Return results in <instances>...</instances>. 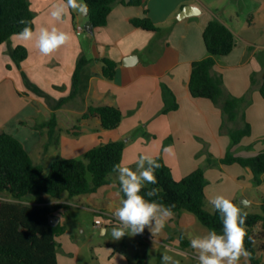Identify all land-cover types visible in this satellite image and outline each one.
<instances>
[{
    "label": "crops",
    "instance_id": "obj_1",
    "mask_svg": "<svg viewBox=\"0 0 264 264\" xmlns=\"http://www.w3.org/2000/svg\"><path fill=\"white\" fill-rule=\"evenodd\" d=\"M59 2L30 0L35 13L36 35L31 41L20 40L15 35L0 46V109H8L11 103L14 109L10 119H16L12 124L10 119L6 123L0 121V131L21 139L33 157L29 145L43 147L42 158L53 146L58 147V154L63 158H76L100 144L123 140L126 148L122 166L130 168L142 155L161 157L177 181L204 167L210 206L211 198L222 195L238 201L246 210L254 205L260 207L264 197V175L262 183L258 184L251 168L238 163L226 165L221 160L229 151L243 157L264 151V97L261 93L264 0H248L256 7L244 20L240 13L223 7V0H144L142 5L121 0L114 5L107 25L93 27V33L88 32L91 25L88 13L70 9L62 21L53 20L50 13ZM186 7L190 11L182 17ZM81 16L86 18L85 32L78 35L76 27L82 23ZM145 18H149L158 30H146L133 24L134 20ZM212 20L226 24L236 37L234 50L220 57L213 69L215 76L222 77L226 95L238 100L235 122L227 120L222 106L210 99L193 97L189 88L193 63L208 56L204 31ZM53 27L69 33L72 38L51 55L44 56L37 47L39 31ZM20 45L28 49L29 55L19 66L10 50ZM82 54L91 59L87 89L61 109L55 110L46 97L28 87L27 79L50 95L52 102L68 97ZM103 58L118 63L113 80L104 76ZM166 91L170 94V103L178 106L168 113L164 112ZM6 96L9 103L4 100ZM91 104L120 108L124 114L121 125L114 130H104L99 120L93 118L81 123L80 135L69 132L74 126H66L60 114L67 113L79 122ZM54 114L59 121L58 145L50 142L48 128L43 127ZM246 122L251 125L252 133L234 146L231 131L243 127ZM169 147L171 151L165 152L164 149ZM209 159L214 163L209 164ZM118 191V184L113 183L73 199L67 193L60 200L43 195L33 205H67L54 212L59 222L66 226L67 234L68 222L63 221L70 214L80 224L85 213L96 215V220L103 219L97 215L110 217L109 214H114L125 199L121 193L117 194ZM108 217L109 222L101 226L104 234L109 232L108 225L119 226L115 216ZM208 231L210 229L195 214L188 211L175 213L158 234L152 235L145 228L142 234L129 233L118 245L109 243L98 261L100 264H162V256L178 254L189 257L191 264H199L198 252L191 245L184 248L182 236L191 242ZM127 244L131 245V250ZM74 245L70 242L68 249ZM143 246L146 248L143 252L136 249ZM80 251L81 248L78 253ZM263 252H260L261 258ZM69 253L75 256L73 248ZM58 262L73 264L74 261L58 253ZM240 264H244L243 258Z\"/></svg>",
    "mask_w": 264,
    "mask_h": 264
},
{
    "label": "trees",
    "instance_id": "obj_2",
    "mask_svg": "<svg viewBox=\"0 0 264 264\" xmlns=\"http://www.w3.org/2000/svg\"><path fill=\"white\" fill-rule=\"evenodd\" d=\"M121 0H83L88 6V20L94 28L104 27L115 4ZM144 0H131L132 4L142 5ZM21 19L31 21L30 27L35 30V13L30 0H0V46L8 42L14 34L24 27L19 23ZM136 27L157 31L158 28L149 19H136ZM208 56L193 63L189 83L190 92L195 98H206L222 106L228 121L237 119L238 100L226 95L223 79L213 74V69L220 57L229 55L236 46V37L226 24L219 20H212L204 31ZM10 55L17 65H21L28 58L29 51L25 46H18L10 50ZM104 76L113 80L116 76L118 63L109 58L102 59ZM91 59L82 54L78 60L73 76V89L68 97L52 102L51 96L27 79L28 87L35 93L46 97L55 109H61L70 100L84 93L89 82L88 67ZM264 97V81L261 86ZM165 113L175 110L176 103H170V94L166 91ZM97 118L104 130L117 129L123 119L122 110L112 105L91 104L79 119V123L69 129L74 135L82 133V122ZM43 127L48 128L50 142L59 144V121L54 114ZM252 133L249 123L231 131L233 145H238ZM49 148V145H46ZM126 142L123 140L100 144L88 150L83 158H63L58 154L51 164L48 175L45 167L37 163L24 142L17 136L0 131V197L8 195L15 201L0 199V264H59L58 238L66 232V226L60 222L55 224L58 216L55 211L67 208L65 204L33 205L19 201L28 196L48 195L60 200L64 194L70 199L92 194L101 187L118 184V174L113 166L122 164ZM160 168L156 171L157 183L146 185L145 192L151 188H158L156 197H145L156 200L165 205H175V213L184 211L195 214L200 222L218 232L222 230L220 214L207 202V178L204 167L196 169L180 181L174 178L172 169L161 157L155 158ZM209 164L214 160L209 159ZM226 165L238 163L251 168L255 174V182L260 184L264 175V151L256 156H236L231 151L221 160ZM122 166V165H121ZM137 164L130 168L135 170ZM148 165L145 164V167ZM122 197L124 194L120 192ZM143 194V193H141ZM43 202V199L40 200ZM239 204L238 201H232ZM247 213V237L245 246L252 253V264H264L260 252L264 251V197L261 199V212ZM248 237L252 239L249 240ZM254 241V242H253ZM184 248L191 245L186 236H182Z\"/></svg>",
    "mask_w": 264,
    "mask_h": 264
},
{
    "label": "clouds",
    "instance_id": "obj_3",
    "mask_svg": "<svg viewBox=\"0 0 264 264\" xmlns=\"http://www.w3.org/2000/svg\"><path fill=\"white\" fill-rule=\"evenodd\" d=\"M70 9L82 14H87L89 11L83 0H60L53 6L50 15L53 20L62 21ZM19 23L24 27L14 35L20 40L31 41L36 35L29 26L31 21L21 19ZM71 38L69 33L55 27L51 30L42 28L39 31L37 47L42 55L49 56L67 44ZM164 151L170 152L171 147L165 148ZM145 164L148 166L145 167ZM159 168L160 164L156 159L148 155L139 157L135 170L121 164L113 166V171L117 172L119 180L117 194L122 192L125 197L122 206L114 213L119 221V226L112 228L114 240H120L129 233L142 234L145 228H148L152 235L158 234L173 217L174 204L165 205L145 198L158 196V188H151L146 192L144 190L146 185L157 183L156 171ZM210 203L220 214L222 230L218 232L212 229L206 235L191 240V247L198 252L199 264H240L242 258L244 264H250L252 253L245 246L247 213L241 206L222 195L214 196ZM248 239L252 238L248 237ZM161 259L162 264H176L171 256L164 255Z\"/></svg>",
    "mask_w": 264,
    "mask_h": 264
},
{
    "label": "rangeland",
    "instance_id": "obj_4",
    "mask_svg": "<svg viewBox=\"0 0 264 264\" xmlns=\"http://www.w3.org/2000/svg\"><path fill=\"white\" fill-rule=\"evenodd\" d=\"M223 7L228 8L230 11H236L240 13L239 15L241 16V19H245L251 11L254 10L256 7L254 4L248 2V0H223ZM222 7V8H223ZM82 20V25L84 27V21L86 18L84 16L80 17ZM6 103H9L10 100L7 98V96L4 98ZM14 107L11 105V103L8 104V109H0V121L2 123H6L7 120H9L13 114ZM62 114V115H61ZM60 116L64 117V124L66 126H76L79 122L72 120L70 118V115L67 113H61ZM10 119V124L16 123V119ZM29 149L32 150V153L35 157V161L38 163H42L45 167V174L48 175L49 168L51 164L57 159L58 157V147L53 146L50 150V152L46 155V157L42 158L44 154L41 153V149L43 147L39 146H30ZM84 154L77 156L76 158H83ZM122 165V164H121ZM6 197H9L8 195H5ZM51 199V198H50ZM10 201H15L12 198H9ZM39 201L38 196H28L24 200H21L19 202L25 203V204H34L35 202ZM16 202V201H15ZM248 212L252 213H260L261 208L257 207L256 205L251 206L247 210ZM97 216H102L104 223L107 224L109 220L105 215H97ZM65 217V216H64ZM96 215L92 213H85V215L82 216V224L78 223L76 220L73 219L72 215H68V217L64 218L63 223L68 222L67 225V234L65 233L59 240V247H58V253L62 256L65 257L66 259L72 262L73 264H100L98 259L100 260V253H103L104 248L107 247L109 243H115L118 245L119 240H114L112 237V227L111 225L109 226V232L108 234H104L101 227L98 228L96 227ZM97 218V217H96ZM110 218V217H108ZM110 224V223H109ZM247 229V228H246ZM124 237H127L125 235ZM70 242L74 243L75 245L72 247L73 252L75 254L74 257L71 256L69 253L70 250L72 249L71 247L68 246L70 245ZM127 246L130 247L131 250V245L127 244ZM80 253L78 251L80 250ZM138 251H144L146 248L143 246V248H136ZM149 249V248H148ZM263 256V262H264V252L262 253ZM171 257L173 261L176 262V264H191V259L189 257H184L178 254H171ZM103 258V257H102ZM79 261V263H78Z\"/></svg>",
    "mask_w": 264,
    "mask_h": 264
},
{
    "label": "built area",
    "instance_id": "obj_5",
    "mask_svg": "<svg viewBox=\"0 0 264 264\" xmlns=\"http://www.w3.org/2000/svg\"><path fill=\"white\" fill-rule=\"evenodd\" d=\"M76 31L78 33V35H82L85 32V28L82 25H77L76 27ZM110 218L114 217V214H109ZM96 225L99 227L104 225V220L102 218H98L96 220Z\"/></svg>",
    "mask_w": 264,
    "mask_h": 264
},
{
    "label": "water",
    "instance_id": "obj_6",
    "mask_svg": "<svg viewBox=\"0 0 264 264\" xmlns=\"http://www.w3.org/2000/svg\"><path fill=\"white\" fill-rule=\"evenodd\" d=\"M189 11H190V10L188 9V7H186V8L183 10V12H182V17L187 16V14H188ZM87 13H88V12H87ZM93 31H94V28H93L92 25H90V26L88 27V32H89V33H93ZM57 223H59V220H58V219L56 220L55 224H57Z\"/></svg>",
    "mask_w": 264,
    "mask_h": 264
}]
</instances>
